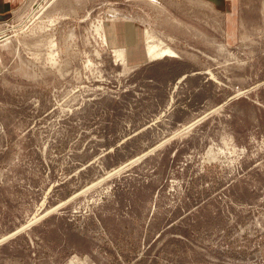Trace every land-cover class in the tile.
<instances>
[{
	"label": "rangeland",
	"instance_id": "obj_1",
	"mask_svg": "<svg viewBox=\"0 0 264 264\" xmlns=\"http://www.w3.org/2000/svg\"><path fill=\"white\" fill-rule=\"evenodd\" d=\"M23 1L0 264H264V0Z\"/></svg>",
	"mask_w": 264,
	"mask_h": 264
},
{
	"label": "crops",
	"instance_id": "obj_2",
	"mask_svg": "<svg viewBox=\"0 0 264 264\" xmlns=\"http://www.w3.org/2000/svg\"><path fill=\"white\" fill-rule=\"evenodd\" d=\"M3 3H4V1L3 0H1ZM1 1H0V3H1ZM7 1H9L8 2V4L9 3H11V4H13V5H17V6H12V5H9V6H7V7H5V8H3L2 6H1V16H0V18L1 19H8L9 17H11V15L12 14H18V13H20L21 11H22V9H21V5L23 4V0H7ZM7 9V11H4V10H6ZM3 14L5 15V16H3ZM134 45V44H133ZM133 45H130L129 47H133ZM135 47H138V46H142V45H138V44H136V45H134ZM133 52L134 53H132L131 54V56H128V59H131V60H136V59H139V61H141L142 63L146 60V59H149V57H148V55H147V50L145 51H143V49H139V51H137V49H134L133 50ZM139 53V54H138ZM146 56V57H145ZM141 62H139V63H141Z\"/></svg>",
	"mask_w": 264,
	"mask_h": 264
},
{
	"label": "bare ground",
	"instance_id": "obj_3",
	"mask_svg": "<svg viewBox=\"0 0 264 264\" xmlns=\"http://www.w3.org/2000/svg\"><path fill=\"white\" fill-rule=\"evenodd\" d=\"M167 53H170V54H171L172 52L169 50ZM157 55L161 57V56H163L164 54H163V53L158 54L157 49L154 48V47H152V48L149 49V57L152 58L153 56H157ZM31 223H32V222H31ZM31 223H30V224H31ZM30 224H29V225H30Z\"/></svg>",
	"mask_w": 264,
	"mask_h": 264
},
{
	"label": "water",
	"instance_id": "obj_4",
	"mask_svg": "<svg viewBox=\"0 0 264 264\" xmlns=\"http://www.w3.org/2000/svg\"><path fill=\"white\" fill-rule=\"evenodd\" d=\"M132 164V163H131ZM128 165H130V163L128 164ZM128 165H126L125 167H127ZM33 224H30V225H26V227H24V228H22L21 230H18V231H16V233L15 234H13L11 237H13V236H16L17 234H19V233H21L22 232V230H25V229H27V228H29V227H31ZM4 242V240L3 241H1L0 243H3Z\"/></svg>",
	"mask_w": 264,
	"mask_h": 264
}]
</instances>
